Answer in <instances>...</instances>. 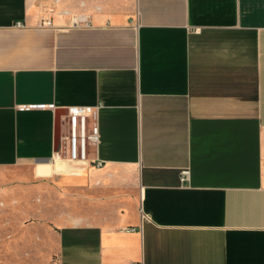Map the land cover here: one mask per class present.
<instances>
[{
    "label": "crops",
    "instance_id": "obj_1",
    "mask_svg": "<svg viewBox=\"0 0 264 264\" xmlns=\"http://www.w3.org/2000/svg\"><path fill=\"white\" fill-rule=\"evenodd\" d=\"M71 106L99 107L103 167L54 160ZM17 166L80 190L57 264H264V0H0Z\"/></svg>",
    "mask_w": 264,
    "mask_h": 264
},
{
    "label": "rangeland",
    "instance_id": "obj_2",
    "mask_svg": "<svg viewBox=\"0 0 264 264\" xmlns=\"http://www.w3.org/2000/svg\"><path fill=\"white\" fill-rule=\"evenodd\" d=\"M4 190L9 193L0 194V264H57L58 224L80 210V190L63 176H39L34 166L0 169Z\"/></svg>",
    "mask_w": 264,
    "mask_h": 264
},
{
    "label": "built area",
    "instance_id": "obj_3",
    "mask_svg": "<svg viewBox=\"0 0 264 264\" xmlns=\"http://www.w3.org/2000/svg\"><path fill=\"white\" fill-rule=\"evenodd\" d=\"M15 26L23 28L25 23L19 21ZM98 112L99 107L71 106L68 108V134L65 147L58 151L55 157L71 162L92 163L97 167L104 166L101 160L91 159L89 153V147L97 146L100 142ZM189 176L190 170L183 169L181 180L185 181Z\"/></svg>",
    "mask_w": 264,
    "mask_h": 264
},
{
    "label": "bare ground",
    "instance_id": "obj_4",
    "mask_svg": "<svg viewBox=\"0 0 264 264\" xmlns=\"http://www.w3.org/2000/svg\"><path fill=\"white\" fill-rule=\"evenodd\" d=\"M55 161H62V160H65V159H59L57 157L54 158Z\"/></svg>",
    "mask_w": 264,
    "mask_h": 264
}]
</instances>
